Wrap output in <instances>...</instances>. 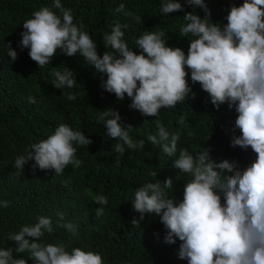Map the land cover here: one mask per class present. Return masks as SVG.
Wrapping results in <instances>:
<instances>
[{
	"label": "clouds",
	"instance_id": "1",
	"mask_svg": "<svg viewBox=\"0 0 264 264\" xmlns=\"http://www.w3.org/2000/svg\"><path fill=\"white\" fill-rule=\"evenodd\" d=\"M190 7L202 9L204 18L194 12H186L180 36L191 35L187 54L179 47H169L164 31L146 32L134 39L140 54L125 41L129 25L116 23L111 32L105 33L103 56L98 54L97 43L84 29L82 22H74L71 9L61 0H54L52 7H43L23 23L21 49H29V56L39 68L50 64L58 50L72 57L80 54L96 72L106 76L102 88L123 101L131 99V109L145 117H159L161 109L175 108L186 99L195 98L189 86L199 84L210 97L218 111L227 104L237 113L231 147H240L255 153L256 159L241 168L238 161L227 159L217 163L210 157V149L195 155L187 148L178 152L180 135L168 130L159 119L155 121L156 135H149L148 142L160 145L162 153L176 157L173 167L189 179L183 188L182 200L169 195L174 188L172 178L161 182H147L135 190L131 200L133 210L139 214L130 223L141 225L147 215L160 218L166 229L164 242L175 245L180 241L178 259L187 264H264V0H244L235 4L221 25L211 20V10L205 0H184ZM54 9L59 10L53 11ZM131 17L136 23L142 18L126 10L120 4L114 10ZM184 11L178 0H161L160 12L164 15ZM12 61L17 52L7 44ZM73 71L54 70L52 86L55 89H73L77 80ZM68 100L76 95L67 94ZM31 103L34 98L29 97ZM106 128V134L117 142L113 152L122 156L126 150L145 147V141H134L130 132L133 126L121 123L119 112L108 109L98 117ZM185 126V120H178ZM92 140L70 126L59 125L46 140L31 145L27 155L15 160L14 167L23 170L29 161L33 172L54 170L60 175L68 166L80 168L77 147L89 146ZM178 153V156H177ZM149 175L156 176L155 172ZM97 218L105 215L108 198L95 195ZM7 208L9 202H0ZM58 227L65 228L73 236L78 235L77 226L61 223L64 217L57 214ZM55 231L50 217L39 216L33 225L22 226L18 233H10L9 241L15 248H0V264H104L103 257L93 251L74 247L42 243L46 234ZM33 238V240L27 239ZM38 241V242H34ZM16 254L28 255L27 259Z\"/></svg>",
	"mask_w": 264,
	"mask_h": 264
},
{
	"label": "trees",
	"instance_id": "2",
	"mask_svg": "<svg viewBox=\"0 0 264 264\" xmlns=\"http://www.w3.org/2000/svg\"><path fill=\"white\" fill-rule=\"evenodd\" d=\"M175 2V0H174ZM184 11L164 15L160 12L161 0H61L65 8L72 10L74 22H82L85 31L97 43L98 54L107 50L103 43L105 33L111 32L116 23H127L124 39L137 54L140 50L134 43L146 32L164 31L169 47H179L188 52L191 35L180 36V27L185 23L186 12H194L204 18V11L190 7L184 0ZM244 0H205L211 10V22L224 25L226 16L235 4ZM54 0H0V248H15L8 240L10 233H18L22 226L33 225L37 217H50L55 231L46 234L42 243L64 246L71 251L80 247L103 257L104 264H187L178 259L180 241L175 245L164 242L166 229L160 218L147 215L141 225L130 221L139 214L132 208L135 190L147 182H163L172 178L174 188L169 195L178 201L183 198V188L189 177L173 167L176 157L162 153L160 145L148 142L149 135L157 134L155 121L159 119L170 132L178 133V152L187 148L193 155L210 149V157L219 163L225 159L238 161L241 168L255 161L256 155L249 148L231 147L237 113L227 104L217 111L210 97L201 86H189L195 98L189 97L175 108L161 109L159 117H145L131 109V99L123 101L102 88L106 76L96 72L80 54L69 57L58 50L50 64L43 68L31 60L29 49H21L23 23L32 18L33 12L43 7H52ZM124 4L126 10L142 18L136 23L131 17L114 10ZM59 14V10L54 9ZM11 43L18 58L8 56L7 44ZM73 71L77 84L73 89H55L52 84L54 70ZM76 95L68 100L67 94ZM34 98L35 103L29 101ZM112 109L119 112L121 123L132 125L130 136L134 141L144 140L145 147L126 150L120 156L113 152L117 142L106 134L103 122L98 120L101 111ZM183 117L185 126L178 120ZM65 124L80 131L92 140L89 146L77 147V158L83 163L80 168L68 166L60 175L54 170L33 172L35 161L25 164L23 170L14 167L15 160L27 155L34 143L46 140L55 129ZM178 156V153H177ZM155 172L156 176L149 175ZM95 195L108 198L105 215L97 218ZM58 213L63 214L61 223L77 226L78 235L73 236L65 228L58 227ZM27 239L33 240V238ZM38 242V241H34ZM27 259L28 255L16 254ZM28 264H35L28 260Z\"/></svg>",
	"mask_w": 264,
	"mask_h": 264
}]
</instances>
